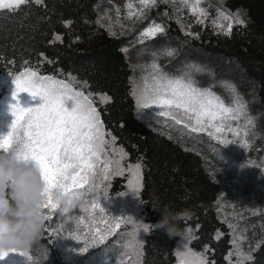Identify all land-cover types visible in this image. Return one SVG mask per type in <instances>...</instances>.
<instances>
[{
  "label": "trees",
  "instance_id": "obj_1",
  "mask_svg": "<svg viewBox=\"0 0 264 264\" xmlns=\"http://www.w3.org/2000/svg\"><path fill=\"white\" fill-rule=\"evenodd\" d=\"M129 3L135 11L138 0H46V7L29 4L15 14L0 12V116L1 102L8 94L4 81L13 79L10 73L22 71L25 60L33 68L39 66L42 74H54L59 79L74 77L77 90L92 92L108 131L117 138L115 148H123L127 153L125 165L136 163L138 158L144 165L140 197L127 189L124 176L110 181L108 199L103 192L99 194L109 220L132 216L154 226L165 206L190 209V218L181 223L185 235L186 229L192 228L193 239L188 246L199 252L207 245L206 255L214 264H231L235 220L247 209L253 192H257L253 206L255 214L261 215L251 220L248 246L252 259L246 264H264V170L257 172L259 182L262 181L260 190L255 187L248 190L245 174L249 170L240 165L235 170L229 166L227 169L221 163V150L215 153L217 162L206 161L201 153L189 150L139 118L130 94L135 67L128 51H133L140 28L135 26V20L141 17L128 18ZM180 4L177 0L173 8L171 3L160 2L148 10L152 23L166 28L157 41L179 51L174 60L185 56L189 61L199 59L202 71L195 68L191 71L202 76L204 87L212 86L218 95H231L233 99L229 85H234L243 100H255L249 106L255 117L249 126L253 135L249 155L260 158L264 166V0H202L201 6L207 11L203 24L196 22L188 8L182 14ZM219 12L242 18L245 24H234L231 35H226L213 24ZM65 21L71 23L65 26ZM152 23L145 22L141 28L145 30ZM132 28L137 29L132 32ZM57 34L63 42L50 43ZM44 57L52 63L44 62ZM83 82H87V87H82ZM101 92L112 97L106 106L99 103ZM227 157L225 153L223 160ZM258 175L255 174L257 178ZM121 192L124 194L120 195ZM86 199L91 200L92 196ZM81 217H87V213L80 204L66 212L57 210L52 220L46 222L45 231L33 242L28 264L178 263L176 251L185 242L184 236L170 238L155 227L149 233L141 231L139 239L144 246L139 256L126 247L131 225H122L103 245L82 254L83 242L73 238L77 231L83 237L89 230L78 225ZM98 226L103 228L102 224Z\"/></svg>",
  "mask_w": 264,
  "mask_h": 264
},
{
  "label": "snow or ice",
  "instance_id": "obj_2",
  "mask_svg": "<svg viewBox=\"0 0 264 264\" xmlns=\"http://www.w3.org/2000/svg\"><path fill=\"white\" fill-rule=\"evenodd\" d=\"M160 2L171 3L175 8L177 0ZM180 3L190 10L198 24L205 22L207 11L201 6L202 0H180ZM29 4L47 6L46 0H0V12L15 14ZM157 4L158 0H138V6L133 11L134 6L129 3L128 18L143 17L147 10L156 7ZM164 15L167 16V13ZM64 23L67 26L71 21ZM234 23L244 25L245 20L219 12L218 20L213 21L215 27L226 35H231ZM165 33L166 28L163 24L153 22L142 32L141 43L144 39L155 38ZM186 34L193 35L192 32ZM55 41L62 43L63 38L57 34L55 40L50 43ZM165 54L171 57L174 50H166ZM40 55L44 56L43 53ZM44 62L52 63L47 57H44ZM23 63L22 71L10 73L15 86L12 99L16 103L8 106L13 119L8 125V131L0 132V152L9 153L16 160L36 164L45 184L43 193L45 199L41 204L45 224L52 220L57 210L66 212L77 204L82 206L87 217H81L77 223L88 227L89 230L83 237L79 231L73 236L77 241L83 242L84 246L80 249L82 254L91 247L103 245L110 236L121 229L122 225H131L130 241L126 247L129 252H135L139 256L144 246L139 239L140 233L141 231L149 233L154 226L137 221L132 216L114 217L109 220L105 215V208L101 206L99 194L103 192L104 198L108 199L110 181L115 177L124 176L127 179V189L140 197L144 188L143 163L138 158L136 163L125 165L127 153L123 148H115L117 138L108 131L92 92L86 94L77 90L74 86L76 83L74 77L59 79L54 74H42L39 66L31 67L28 60ZM192 68L197 72L202 71L195 65H189L180 75H173L153 62L148 74L142 77L140 83H133L130 89L136 108L158 110L157 115L171 119L192 133H206L219 144L233 143L234 141L226 138L227 135H231L240 137L242 146L249 147V126L253 120L248 115L246 103L236 93L235 86L229 85L234 96L232 105H226L212 90V86H198L193 78ZM82 87H87V82H83ZM24 92L33 99L39 97L42 103L33 107H23L18 96ZM111 100L109 94L105 92L99 94L100 104L106 106ZM68 101L72 102L71 110L66 107ZM241 119L245 121V126L233 127V122ZM88 196H92V199L87 200ZM99 224H102L103 228L99 227ZM93 225L96 227L93 228ZM48 227L50 229V225ZM192 239V228H187L183 238L185 241L183 251L177 250L178 264H214L206 255L207 245L199 252L188 246ZM33 246L32 244L25 250L12 248L0 251V260L9 252H18L31 261L30 252ZM231 255L230 253L229 258ZM236 255L237 264H246V261L252 259L250 254L242 253L238 247Z\"/></svg>",
  "mask_w": 264,
  "mask_h": 264
},
{
  "label": "rangeland",
  "instance_id": "obj_3",
  "mask_svg": "<svg viewBox=\"0 0 264 264\" xmlns=\"http://www.w3.org/2000/svg\"><path fill=\"white\" fill-rule=\"evenodd\" d=\"M158 3H160V1H158ZM180 7L182 8V14L185 15L186 8L183 7L181 4ZM135 21L137 23V25L135 26L140 28L138 29L136 28L138 31L136 32L137 35L135 38V42L133 43L134 45L132 46L133 51H128L129 58L135 67V73H134L135 75H134L133 83L141 82L142 77L146 76L148 72L151 70V65L153 62L160 65L164 69V71L173 75H180L182 70H187V66L190 63H192L193 65L197 66L200 69L203 68L202 63L199 61V59H196L195 61H189L187 56H185L184 58L181 57L178 60H174L173 57L179 55L180 53L178 50H175V48L171 46L170 47L166 46L163 41H159V42L157 41L160 38V36L163 35L160 36L158 35L157 37L151 39H144L143 42L141 43V34L144 31V29L141 28L142 24L149 21L152 23L151 15L149 14L148 10L146 11L143 17H141L140 19H136ZM136 29L132 28L131 31L133 32ZM166 50H174V55L171 57L167 56L165 54ZM184 55H187L186 50L184 52ZM193 78L195 81H197L198 86L204 87V84L206 82L204 83V81H202V76H200L198 73L195 72L193 73ZM215 80L216 79L212 77L211 81L215 82ZM4 83H6L7 85L8 94L1 102L0 126H1V132L6 133L8 131V125L11 123L13 119V117L10 114L8 106L9 104L16 103V101L12 99V92L14 91V87H15L13 84V79H7L4 81ZM220 98L225 102L226 105L229 106L232 105L233 99L231 95H226V96L223 95L220 96ZM18 100L20 104L26 108L33 107L42 103L39 97L33 99L26 92L20 93L18 96ZM243 101L247 105L249 116L253 118L249 106H250V102L252 106L255 103V100L250 99L249 101L247 99L246 100L244 99ZM66 107H68L69 110H71L72 102L68 101L66 103ZM157 111L158 110H154V109H145V110L137 109L139 118L145 121L151 128L161 132L162 134L172 139L177 140L189 150H193L201 153V155L205 158L206 161L213 160L217 162L218 160L215 158V153H217L218 150H221V154H220L221 163H224L227 169H229L230 167L233 170H235L236 168H238L239 165L242 168L245 167L247 170H249L245 174L246 179L248 180V181L246 180V184L249 187L248 190L249 189L253 190V187L260 190V183L262 181L259 182V180L261 179L257 172L260 171L262 172L264 170V166L261 165L260 158L253 159L250 157L249 155L250 146L243 147L240 137L238 136L233 137L231 135H227L226 138L229 141H234V142L229 145H222L217 143V141L208 137L206 133H192L190 130L184 128L182 125H177L171 119L157 115ZM254 119L255 117L253 118V121ZM240 121H243L244 124H242ZM235 123L236 124H234L233 122V127L245 126V121L243 119L239 121H235ZM251 133L249 136V142H251V139L253 137ZM199 139H203V141H200ZM225 153L226 155H228L226 161L223 160ZM230 171H228L230 176L235 177V175H232ZM255 174L258 175V178L255 176ZM256 194L257 192H253V196L252 198H250L252 200H250V204H248L247 209L244 208L242 210V213L235 220L233 231L235 232L234 241L236 243L234 244V250L232 251L231 253L232 255L230 257L231 264H237V259H238L236 255L237 247L242 253L246 255L250 254L251 252V248L248 246L250 243V236L252 237V233L250 229V225L252 224L251 220L254 217L261 215V214L256 215L254 211L255 206L253 205L257 202V198L255 197ZM184 243L185 242L180 243L179 246L177 247V250L183 251ZM189 243L190 241L188 242V245ZM28 261L29 260L25 256L19 254L18 252H9L4 259L0 260V264H28Z\"/></svg>",
  "mask_w": 264,
  "mask_h": 264
},
{
  "label": "clouds",
  "instance_id": "obj_4",
  "mask_svg": "<svg viewBox=\"0 0 264 264\" xmlns=\"http://www.w3.org/2000/svg\"><path fill=\"white\" fill-rule=\"evenodd\" d=\"M45 184L34 162L16 160L0 152V251L31 247L45 226L41 207ZM191 210L165 206L155 229L170 238L183 237L181 223L190 218Z\"/></svg>",
  "mask_w": 264,
  "mask_h": 264
}]
</instances>
